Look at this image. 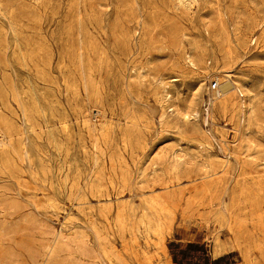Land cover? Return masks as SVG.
<instances>
[{
	"label": "rangeland",
	"instance_id": "obj_1",
	"mask_svg": "<svg viewBox=\"0 0 264 264\" xmlns=\"http://www.w3.org/2000/svg\"><path fill=\"white\" fill-rule=\"evenodd\" d=\"M0 264H264V0H0Z\"/></svg>",
	"mask_w": 264,
	"mask_h": 264
},
{
	"label": "bare ground",
	"instance_id": "obj_2",
	"mask_svg": "<svg viewBox=\"0 0 264 264\" xmlns=\"http://www.w3.org/2000/svg\"><path fill=\"white\" fill-rule=\"evenodd\" d=\"M225 54L228 57L230 53L228 51ZM224 73H225L224 81L220 83L219 88L215 90L211 95L210 106L216 103L217 105L216 109L223 115L229 113L232 109L237 111L240 115V121L237 124L236 131L239 134H243L248 130L252 122L253 109L251 103L247 101L246 102L241 101L238 107L237 102L235 100L236 97L235 94L237 93L242 97V95L244 94L243 92H245L248 99V93H249L248 90L250 89V84L245 80L235 78L233 75H231L226 71ZM217 80L219 81V79ZM208 111L209 112L207 113V115L210 117V110Z\"/></svg>",
	"mask_w": 264,
	"mask_h": 264
},
{
	"label": "built area",
	"instance_id": "obj_3",
	"mask_svg": "<svg viewBox=\"0 0 264 264\" xmlns=\"http://www.w3.org/2000/svg\"><path fill=\"white\" fill-rule=\"evenodd\" d=\"M219 88V85L217 83H213L212 86H211V89L213 91L217 90Z\"/></svg>",
	"mask_w": 264,
	"mask_h": 264
}]
</instances>
